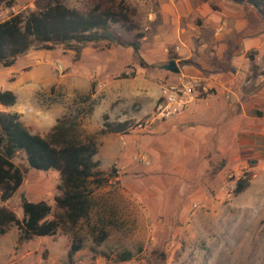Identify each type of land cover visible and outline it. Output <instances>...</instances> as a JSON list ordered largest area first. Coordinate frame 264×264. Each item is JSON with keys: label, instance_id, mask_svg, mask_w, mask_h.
Masks as SVG:
<instances>
[{"label": "rangeland", "instance_id": "374dc122", "mask_svg": "<svg viewBox=\"0 0 264 264\" xmlns=\"http://www.w3.org/2000/svg\"><path fill=\"white\" fill-rule=\"evenodd\" d=\"M51 1L12 0L9 5L0 1V19L26 10L39 11ZM92 1L80 0L78 5L86 9ZM61 2L67 5L66 0ZM132 7V20L146 35L138 50L140 58L149 64L145 68L138 65L130 47H105L102 42L86 44L78 54L61 44L50 50L33 44L11 67H0V89H10L19 79V89L15 88L19 104L0 106L1 111L15 108L27 129L42 136L59 119L75 137L92 138L97 145V169L104 176L111 175L103 185H87L88 216L74 227L62 224L51 236L18 241V230L9 226L0 235V264H64L74 236L81 237L82 247L73 255V264H264V130L245 138L250 145L241 139L237 147L226 143L218 150L199 148L202 154L191 156L172 145L174 136L158 130L156 121L145 130L132 128L153 110L154 103L149 106L145 100L140 107L131 104L132 113H144L129 119L127 129L119 134L124 140V134L131 137L129 146L111 139L118 137L112 132H99L101 115L91 113L100 107L104 93L102 89L96 91L99 77L91 68L105 67L117 75L139 68L145 80L158 85L176 77L163 67L169 52L175 53V44H165L153 53L144 46L160 34L156 28L160 20L156 18L147 24L149 30H144L136 7ZM193 16V12L189 14ZM113 30L123 40L130 38L118 25ZM244 39L242 43H246ZM182 60L178 63H187ZM224 100H228L225 94ZM255 124L264 127V120ZM12 161L24 163L23 154L18 153ZM111 165L115 171L110 170ZM246 172L247 186L232 195L233 181ZM58 183L54 171L28 168L19 187L0 204L20 218L19 196L23 194L30 201L48 203L52 215L60 213L53 202ZM101 232L105 237L95 243L93 237ZM123 251L131 252L128 260L119 258Z\"/></svg>", "mask_w": 264, "mask_h": 264}, {"label": "crops", "instance_id": "0c3cea01", "mask_svg": "<svg viewBox=\"0 0 264 264\" xmlns=\"http://www.w3.org/2000/svg\"><path fill=\"white\" fill-rule=\"evenodd\" d=\"M66 1L65 6L79 11L90 7L80 8V0ZM125 1L136 7L144 30H149L147 24L150 25L156 18L160 20L161 23L156 26L160 34L154 35L144 46L153 53L165 44H175V53L170 49L168 51L178 56L173 60L177 68L173 72L176 77L158 85L145 80L139 68L131 77H120L105 67L91 68L92 74L99 77L96 91L102 89L104 93L99 101L100 107L94 108L91 115H101L102 118L105 114L113 121L137 119L144 112L132 113L129 108L133 102L140 107L145 100H149V106L153 105L167 84L177 82L180 77H198L209 88V94L194 100L169 118L156 120L154 125L157 129L167 130L174 136L172 145L188 151L191 156L201 155L202 152L197 151L199 148L218 150L223 149L226 143L237 147L241 139L246 144H252L245 138L251 139L256 132L264 130L261 124H255L264 120V21L254 8L227 0ZM192 12L194 16L190 18ZM139 30L144 34L143 30ZM243 39L246 43H242ZM142 40H146L145 34ZM180 59L189 62L179 64ZM108 72V77L103 78V74ZM18 81L16 79L9 86L17 103L0 106L8 108L19 104L15 91V88L19 89ZM94 94L95 91L90 96ZM11 112L19 114L15 108ZM101 124L102 121H99L98 127ZM120 133H113L120 137L111 139H120L125 147L129 146L131 137L124 134L127 138L124 140Z\"/></svg>", "mask_w": 264, "mask_h": 264}, {"label": "trees", "instance_id": "16d2710c", "mask_svg": "<svg viewBox=\"0 0 264 264\" xmlns=\"http://www.w3.org/2000/svg\"><path fill=\"white\" fill-rule=\"evenodd\" d=\"M9 5L12 0H0ZM237 4L250 5L264 21V0H227ZM135 8L125 0H93L86 11L65 6L60 0L46 2L39 11L26 10L0 19V67H9L33 44L50 50L56 44L72 49L78 54L86 44L104 43L127 46L132 50L141 68L149 66L138 50L143 32L132 20ZM197 21V20H196ZM118 25L130 38L121 39L113 30ZM178 56L169 52L168 59ZM189 62L188 60H182ZM134 70L121 72L120 77H131ZM92 84H90V90ZM15 102L11 90L0 89V105L9 106ZM142 121V120H140ZM129 121L109 120L102 115L100 133L124 132ZM21 153L24 163L15 164L12 159ZM97 145L92 138L81 140L70 132V127L61 120L51 126L45 136L30 132L19 119L17 112L0 110V201L4 202L19 187L28 168L52 170L58 175L59 192L53 196L55 208L60 213L52 215L51 206L45 201H30L23 194L19 196L22 216L5 204H0V235L9 226L18 230V241L34 236H51L62 224L74 227L80 219L88 216L89 200L87 185L98 187L107 183L111 175H103L97 169L99 161L94 159ZM111 171L115 169L110 166ZM249 173L239 175L230 190L232 195L240 193L248 184ZM51 218H47L48 215ZM105 233L93 241L99 243ZM82 247V239L74 236L66 250L64 264H73V255ZM131 252L123 251L119 258L128 260Z\"/></svg>", "mask_w": 264, "mask_h": 264}, {"label": "built area", "instance_id": "2783aa9c", "mask_svg": "<svg viewBox=\"0 0 264 264\" xmlns=\"http://www.w3.org/2000/svg\"><path fill=\"white\" fill-rule=\"evenodd\" d=\"M209 94L208 87L198 77H180L177 82L164 86L156 98L150 116L143 122H136L133 129H147L154 121L169 118L186 108L198 97Z\"/></svg>", "mask_w": 264, "mask_h": 264}, {"label": "water", "instance_id": "95a60500", "mask_svg": "<svg viewBox=\"0 0 264 264\" xmlns=\"http://www.w3.org/2000/svg\"><path fill=\"white\" fill-rule=\"evenodd\" d=\"M163 67L165 69H167L168 71H171V72L177 71V68H176L173 60H168L167 63L163 65Z\"/></svg>", "mask_w": 264, "mask_h": 264}]
</instances>
